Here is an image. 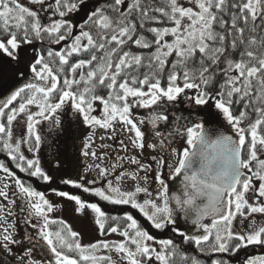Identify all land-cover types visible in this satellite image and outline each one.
Instances as JSON below:
<instances>
[{"label":"snow or ice","instance_id":"6c2138e0","mask_svg":"<svg viewBox=\"0 0 264 264\" xmlns=\"http://www.w3.org/2000/svg\"><path fill=\"white\" fill-rule=\"evenodd\" d=\"M4 81L11 264H264V0H0Z\"/></svg>","mask_w":264,"mask_h":264},{"label":"rangeland","instance_id":"374dc122","mask_svg":"<svg viewBox=\"0 0 264 264\" xmlns=\"http://www.w3.org/2000/svg\"><path fill=\"white\" fill-rule=\"evenodd\" d=\"M22 2H24V0H22ZM10 86H14V84H10L9 87H7V89L0 95V97L7 94ZM176 114L179 115L180 113L177 112ZM184 115H187V113L185 112ZM87 132L88 129L86 127L73 123L70 131L66 134L62 133L59 138L52 143L51 147L42 148V158L45 160H52L57 156L64 160L66 167L71 166L73 169H75L78 164L76 157L79 155L81 142ZM178 144H183V141H178ZM52 150L56 151L57 154H52ZM48 195L49 199L53 202H56L60 199L51 193H48ZM64 218L68 219L69 222H73L72 215L68 211H65ZM74 227L80 229L82 232L90 233V235H85V240H89L96 235L91 228L86 227L82 218L75 219ZM22 228L23 226H21L20 229ZM20 232L23 233V231Z\"/></svg>","mask_w":264,"mask_h":264},{"label":"trees","instance_id":"16d2710c","mask_svg":"<svg viewBox=\"0 0 264 264\" xmlns=\"http://www.w3.org/2000/svg\"><path fill=\"white\" fill-rule=\"evenodd\" d=\"M12 84L11 81H4V82H0V95L7 89V87H9V85ZM57 157V156H56ZM4 158V154H0V159ZM18 175H22L18 172ZM31 182L33 184H35V186L39 189V190H46L47 186L38 182L35 178H31ZM103 206V205H102ZM256 252L258 253L259 250L257 249ZM241 256H243V253H241Z\"/></svg>","mask_w":264,"mask_h":264},{"label":"water","instance_id":"95a60500","mask_svg":"<svg viewBox=\"0 0 264 264\" xmlns=\"http://www.w3.org/2000/svg\"><path fill=\"white\" fill-rule=\"evenodd\" d=\"M0 264H11L10 258H8L2 251H0Z\"/></svg>","mask_w":264,"mask_h":264},{"label":"flooded vegetation","instance_id":"af4514ba","mask_svg":"<svg viewBox=\"0 0 264 264\" xmlns=\"http://www.w3.org/2000/svg\"><path fill=\"white\" fill-rule=\"evenodd\" d=\"M52 151H54V150H52ZM20 231H23V232H24L23 228L20 229ZM39 254H40V253H39V251L37 250V255H39Z\"/></svg>","mask_w":264,"mask_h":264}]
</instances>
